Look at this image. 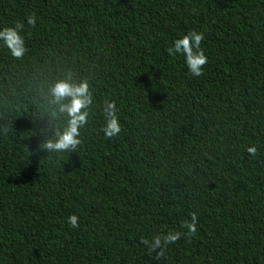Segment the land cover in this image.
<instances>
[{
	"label": "trees",
	"instance_id": "trees-1",
	"mask_svg": "<svg viewBox=\"0 0 264 264\" xmlns=\"http://www.w3.org/2000/svg\"><path fill=\"white\" fill-rule=\"evenodd\" d=\"M16 23L25 55L0 41V264H264V0H0V30ZM192 30L199 77L166 51ZM69 77L94 96L82 143L37 151L65 125L50 88ZM193 212L195 235L160 259L140 242L186 233Z\"/></svg>",
	"mask_w": 264,
	"mask_h": 264
},
{
	"label": "clouds",
	"instance_id": "clouds-1",
	"mask_svg": "<svg viewBox=\"0 0 264 264\" xmlns=\"http://www.w3.org/2000/svg\"><path fill=\"white\" fill-rule=\"evenodd\" d=\"M27 23L35 27L36 17L34 14L29 15ZM23 23H16L14 27H5L0 30V41L9 50L10 55L16 59L22 58L27 48L25 40L20 34L23 30ZM205 39L202 32L196 30L189 31L186 35L176 39L173 46L166 49L170 56L180 54L185 57V63L189 72L194 77L203 75V67L207 63V57L201 48V43ZM71 77L67 80L57 81L51 88L50 103L57 106V113L66 117V122L62 130H57L51 138L44 140L37 151L45 150L49 153H76L82 141L80 139V129L86 126L93 106L94 96L90 90L89 83L84 80L79 83H72ZM67 101V102H65ZM103 116L105 124L102 128L106 138H113L120 134L121 125L117 115L118 109L115 101L105 99L103 101ZM246 151L251 156H256L257 149L255 146L248 147ZM191 222H185L183 227L187 229L186 233L178 231H169L167 234L154 235L151 240L141 238V243L147 246L149 253L155 252L156 259H160L165 255L167 245L175 243L181 236L186 235L192 237L197 232V215L191 213ZM78 217L70 215L68 224L72 228L79 226Z\"/></svg>",
	"mask_w": 264,
	"mask_h": 264
}]
</instances>
